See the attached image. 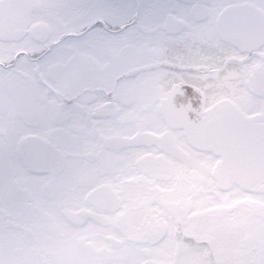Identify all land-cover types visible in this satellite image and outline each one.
Instances as JSON below:
<instances>
[{"label": "snow or ice", "instance_id": "obj_1", "mask_svg": "<svg viewBox=\"0 0 264 264\" xmlns=\"http://www.w3.org/2000/svg\"><path fill=\"white\" fill-rule=\"evenodd\" d=\"M0 264H264V0H0Z\"/></svg>", "mask_w": 264, "mask_h": 264}]
</instances>
